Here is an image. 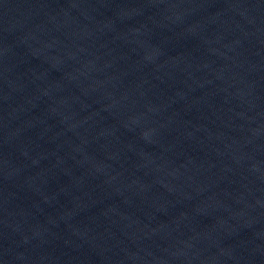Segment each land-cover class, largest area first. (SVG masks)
Listing matches in <instances>:
<instances>
[{
    "label": "water",
    "instance_id": "95a60500",
    "mask_svg": "<svg viewBox=\"0 0 264 264\" xmlns=\"http://www.w3.org/2000/svg\"><path fill=\"white\" fill-rule=\"evenodd\" d=\"M0 264H264V0H0Z\"/></svg>",
    "mask_w": 264,
    "mask_h": 264
}]
</instances>
